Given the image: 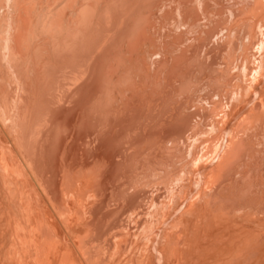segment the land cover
Segmentation results:
<instances>
[{
    "label": "bare ground",
    "instance_id": "1",
    "mask_svg": "<svg viewBox=\"0 0 264 264\" xmlns=\"http://www.w3.org/2000/svg\"><path fill=\"white\" fill-rule=\"evenodd\" d=\"M0 33L7 264L107 263L155 214L186 264L264 217V0H0Z\"/></svg>",
    "mask_w": 264,
    "mask_h": 264
},
{
    "label": "rangeland",
    "instance_id": "2",
    "mask_svg": "<svg viewBox=\"0 0 264 264\" xmlns=\"http://www.w3.org/2000/svg\"><path fill=\"white\" fill-rule=\"evenodd\" d=\"M4 30V29H3ZM2 30V31H3ZM2 33V32H1ZM0 33V34H1ZM4 34V33H3ZM0 36H2V34L0 35ZM154 217V218H153ZM152 217V220H151V225L149 224V225H147L148 226V228L147 229H145V230H143V232H142V234H144L145 233V231H147L146 233H147V235H145L144 234V236L143 235H139V238L140 239H142L141 241H140V239L138 240V242H137V244L135 245V247H133V248H131V250L128 252V254H126L124 257H114V259H113V257L107 262V263H103V264H123V262L125 261V259H126V261L124 262V263H127V264H160V262L162 263V264H179V261H181L182 259L181 258H183V256L182 257H177V256H175V257H172V255H169V254H166V255H159V253H158V249H159V247H157V246H160V249L163 251H168V240H169V236L168 237H166L167 236V234H169L167 231H168V227H169V223H167L166 222V220L162 217V216H160L159 214H155L154 216ZM154 220H156V223L154 222ZM159 220V221H158ZM158 222V223H157ZM165 224H164V223ZM259 222V223H258ZM261 222V223H260ZM254 223V224H253ZM263 223V224H262ZM231 225H232V227L230 226V225H228V227L227 226H225V227H222V228H218L217 229V235H216V239L215 240H226L227 241V244L224 242V241H221L220 242V240L218 241L217 240V242H219V244L220 243H222V245H223V247L225 246V248H223L222 247V245L220 244H218V247H216L217 246V244H216V241L214 240V242H213V240H211L212 241V243H210V240L209 239H206V240H208V241H206V243L207 244H212V246H209L208 247V245L205 243V245L207 246H205L204 244L202 245V250L204 251V252H201V250H200V246H198V248H197V250H190V248L188 247V251L189 252H191L192 251V253H188V255H192L193 253H194V255H192L191 257V259L193 260V257L195 256V254L196 255H199V256H195V261L196 260H198V259H200V260H198V262H196L197 264H232V262H233V259L235 258V257H233L234 256V253H235V255H236V252H237V249L239 248V246H240V244L239 243H237V242H242V240H243V238H244V236H242V235H244L243 233H245L246 231H251V232H254V230H255V232H259V230H261L260 232H262V229H263V225H264V217H262V218H258V219H254V220H242V219H238V220H236V222H231L230 223ZM238 224H240L242 227L241 228H238ZM247 224H249V226L247 225ZM165 225V226H164ZM168 225V226H167ZM235 225V228H233V226ZM256 225V226H255ZM262 225V226H261ZM150 226V227H149ZM152 226V227H151ZM165 228H164V227ZM236 226H237V228H236ZM251 226V227H250ZM162 227H163V229H162ZM257 227V228H256ZM231 228V229H230ZM242 228H243V231H242ZM256 228V229H255ZM149 229V230H148ZM152 229V230H151ZM162 229V230H161ZM226 229H227V232H226ZM236 229V230H235ZM246 229V230H245ZM258 229V230H257ZM151 230V231H150ZM164 230V231H163ZM245 230V231H244ZM253 230V231H252ZM225 231V232H224ZM236 232V233H235ZM239 232H241V234H239ZM225 233V234H224ZM160 234V235H159ZM235 234V235H234ZM152 235V236H151ZM222 237H221V236ZM232 235V236H231ZM234 235V236H233ZM151 236V237H150ZM163 236V237H162ZM142 237V238H141ZM157 237H159V238H157ZM162 237V238H161ZM228 237V238H227ZM144 238H146V239H144ZM155 238H157V239H155ZM165 238H167V239H165ZM238 238V239H237ZM151 239V240H150ZM159 239V240H158ZM230 239V240H229ZM163 240V241H162ZM228 240H229V242H228ZM231 240L234 242V244H233V242H231ZM238 240H240V241H238ZM151 241V242H150ZM202 241H204L205 242V239H203ZM236 241V242H235ZM140 242V243H139ZM157 244H156V243ZM163 242V244H161ZM204 242H202V243H204ZM209 242V243H208ZM231 242V243H230ZM145 243L146 244H149V246L148 247H145V246H143V245H145ZM154 243H155V245H154ZM202 243H200V244H202ZM216 245H215V244ZM224 243H225V245H224ZM236 243H237V245H236ZM199 244V245H200ZM231 244V246H229ZM152 245L155 247V248H152ZM163 245V246H162ZM215 245V246H214ZM165 246V247H164ZM167 246V247H166ZM185 246V245H184ZM214 247V248H213ZM222 247V248H221ZM236 247V248H235ZM140 248H141V251H140ZM166 248V249H165ZM187 248V247H186ZM208 248V249H207ZM216 248V249H215ZM221 248V249H220ZM153 249V250H152ZM213 249V250H212ZM186 250V251H187ZM199 250V252H197ZM230 250L232 251V254H231V252H230ZM156 251V252H155ZM197 253H199V254H197ZM226 251V252H225ZM140 252V253H139ZM147 252V253H146ZM149 252H150V254H149ZM154 252V253H153ZM211 252H213V253H211ZM132 253H134V254H132ZM146 253V254H145ZM156 253V254H155ZM202 253V254H201ZM204 253V254H203ZM220 253V254H219ZM229 253V254H228ZM155 254V255H154ZM208 254V255H207ZM230 254H231V257H230ZM138 255V256H137ZM153 255V256H152ZM168 255V257H166ZM218 255V256H217ZM4 256V257H3ZM1 255L0 256V259H1V257H2V260H1V262H0V264H7V262H5L6 260V257H5V255ZM143 256V257H142ZM159 256V257H158ZM163 256V257H162ZM201 256V257H200ZM228 256V257H227ZM186 257H187V255H186ZM186 257H184V258H186ZM188 257H190V256H188ZM196 257H199V258H197L196 259ZM206 257V258H205ZM213 257V258H212ZM217 257H219V258H217ZM8 258V257H7ZM129 258H131V259H129ZM160 258H163V259H160ZM175 258V259H174ZM209 258H210V260H209ZM17 259H19V260H16V258L15 259H10L9 258V260L11 261V262H9L8 260V262L10 263V264H16L17 263V261H18V263L19 262H22V264H24V262L25 261H27V260H25V258H17ZM21 259H23V260H21ZM26 259H28V258H26ZM119 259V260H118ZM168 259V260H167ZM186 259H189V258H186ZM186 259H184L185 260V262H186V264H192L193 263V261L192 260H186ZM202 259H203V261H202ZM205 259V260H204ZM226 259V260H225ZM229 259H231V260H229ZM25 260V261H24ZM29 260L30 259H28V263L29 264H35V262H32L31 260H30V262H29ZM53 262H52V261ZM56 260V259H55ZM55 260L53 259V258H49L48 259V261H51L49 264H57V261L55 262ZM117 260H118V262H120V260H121V262L120 263H118L117 262ZM128 260H130L129 262H128ZM136 260V261H135ZM155 260V261H154ZM157 260V261H156ZM178 260V261H177ZM213 260V261H212ZM223 260V261H222ZM235 260V259H234ZM43 262L45 261H47V259L45 260H42ZM48 261L46 262L47 264H48ZM164 261V262H163ZM195 261H194V263H195ZM215 261V262H214ZM217 261V262H216ZM227 261H229L230 263H228ZM4 262V263H3ZM42 262V263H43ZM184 261H181L180 263L182 264ZM209 262V263H208ZM222 262V263H221ZM225 262V263H224ZM26 264H27V262H25ZM193 263V264H194ZM19 264H21V263H19ZM43 264H45V263H43ZM77 264H79V263H77ZM81 264H84V263H81ZM183 264H185V263H183Z\"/></svg>",
    "mask_w": 264,
    "mask_h": 264
}]
</instances>
